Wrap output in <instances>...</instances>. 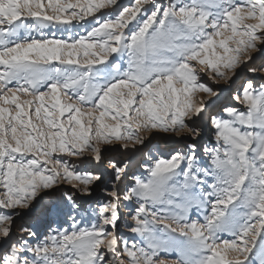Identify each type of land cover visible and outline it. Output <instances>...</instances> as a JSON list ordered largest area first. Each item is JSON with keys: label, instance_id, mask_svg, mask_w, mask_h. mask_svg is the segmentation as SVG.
I'll use <instances>...</instances> for the list:
<instances>
[{"label": "snow or ice", "instance_id": "obj_1", "mask_svg": "<svg viewBox=\"0 0 264 264\" xmlns=\"http://www.w3.org/2000/svg\"><path fill=\"white\" fill-rule=\"evenodd\" d=\"M260 81L264 0H0V264H264Z\"/></svg>", "mask_w": 264, "mask_h": 264}, {"label": "rangeland", "instance_id": "obj_2", "mask_svg": "<svg viewBox=\"0 0 264 264\" xmlns=\"http://www.w3.org/2000/svg\"><path fill=\"white\" fill-rule=\"evenodd\" d=\"M125 3H130L131 0H124ZM251 74L250 73H247L245 72L243 74V77L242 78H248L250 77ZM261 83H264V81H260ZM215 87L217 88H229L230 86L227 85V84H224L223 82H221L219 85H215ZM238 87V85H237ZM228 95V92H225L224 93V96L227 97ZM27 97H22V99H26ZM34 119V122H35V118ZM144 135L146 136V140H147V144H146V147L144 149V152L142 154H137L136 157H135V160L137 162L140 161L141 159V155L144 157V158H147V156L151 153H155L156 149L157 148H160L162 149L163 151H165V153L171 149H174V148H179V149H183L188 143L191 142V140L189 138H186V137H179V138H172L170 136V134H164V133H144ZM211 133H208L206 135H204L203 137V140L201 141V144L203 146H206L209 144V137H210ZM70 161L74 162V163H78V160L77 158L75 157H72V158H69ZM88 167H91V166H88ZM62 188H65L67 191L71 192V186L69 185H61ZM64 197V193L63 192H59L57 193L55 196L53 197H50V198H47L45 200V204L46 205H51L53 202H61L62 203V198ZM89 198L87 197H82L81 200L84 201V200H88ZM94 203L89 201V203H86L84 205L85 208H91V207H94ZM57 216H62L63 219H57V223H63L65 220H67V214H66V211L63 213V214H57ZM70 223V221H69ZM55 226V225H54ZM65 226H67L65 224ZM120 230L122 232V234L126 237L128 236H131L132 234L129 233L127 231V228L124 226V223L121 222L120 224ZM228 239H231V237H226ZM138 239V238H137ZM161 256L165 259H175L176 258V254H166V253H161ZM256 264H259V258L257 257L256 258Z\"/></svg>", "mask_w": 264, "mask_h": 264}]
</instances>
